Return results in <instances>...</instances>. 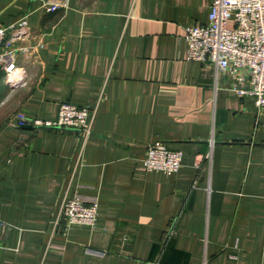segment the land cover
<instances>
[{
	"label": "crops",
	"instance_id": "crops-1",
	"mask_svg": "<svg viewBox=\"0 0 264 264\" xmlns=\"http://www.w3.org/2000/svg\"><path fill=\"white\" fill-rule=\"evenodd\" d=\"M213 1L0 0V25L28 21L15 45H41L17 84L0 67V264H264V110L188 58ZM64 101L91 108L88 134L19 126ZM155 140L177 172L143 167ZM77 193L97 225L56 223Z\"/></svg>",
	"mask_w": 264,
	"mask_h": 264
},
{
	"label": "built area",
	"instance_id": "built-area-1",
	"mask_svg": "<svg viewBox=\"0 0 264 264\" xmlns=\"http://www.w3.org/2000/svg\"><path fill=\"white\" fill-rule=\"evenodd\" d=\"M66 4H51L55 11ZM27 19L24 17L10 25H0V67L6 80L17 84L24 70L19 71V54L33 55L40 43L16 46L15 42L30 36ZM188 43V58L214 64L219 70L229 71L238 82L249 81L250 87L234 89L239 94L253 95L258 109L264 110V0H214L208 21L189 26L185 30ZM14 74V76H13ZM88 106L71 102L61 103L55 122L30 118L19 113V126H59L90 132ZM183 161V151L173 149L163 140L151 142L143 158V167L149 171L177 172ZM99 200L96 196L77 193L62 201L57 224L61 220L69 224L97 225Z\"/></svg>",
	"mask_w": 264,
	"mask_h": 264
}]
</instances>
